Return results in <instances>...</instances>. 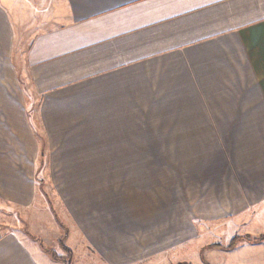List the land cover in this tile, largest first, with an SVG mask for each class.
<instances>
[{
	"label": "crops",
	"instance_id": "obj_1",
	"mask_svg": "<svg viewBox=\"0 0 264 264\" xmlns=\"http://www.w3.org/2000/svg\"><path fill=\"white\" fill-rule=\"evenodd\" d=\"M158 151L200 152V214L226 241L199 261L264 264V241L211 246L264 234V0H0L1 206L31 209L48 165L108 264L151 258L173 242L159 240L156 204L88 202L176 165ZM31 235L0 227V264L55 263Z\"/></svg>",
	"mask_w": 264,
	"mask_h": 264
},
{
	"label": "rangeland",
	"instance_id": "obj_2",
	"mask_svg": "<svg viewBox=\"0 0 264 264\" xmlns=\"http://www.w3.org/2000/svg\"><path fill=\"white\" fill-rule=\"evenodd\" d=\"M152 153L154 154L152 158L159 159V162L174 159L176 165L143 167L141 168L143 170L142 179L135 187L128 186L125 191L123 189L117 192L108 191L109 193L105 195L98 192L88 202V205H93L94 209L100 207L103 201H107V203H103L108 207L117 201L122 203V207H127L126 202L132 203L133 201L144 202L146 205H157L156 211L159 214L160 224L157 232L160 237L159 240L165 241V244L168 240H173V242H169L170 247H164V249L154 253L155 255L151 258H145L131 264H205L199 261L198 254L201 246L204 243L225 242L226 236L223 235L224 230L220 233L213 230L216 220H203L202 214H200V204L204 205L207 199L205 197L207 189L203 186L208 184L198 181L199 168L195 161L200 152H190L189 155L182 151ZM190 156L191 158H189ZM186 158L187 161H184ZM51 171L52 169L48 165L39 167L38 174L41 175V179L37 183L36 198L31 209H27L25 212L22 210L13 211L11 208L0 205V227L3 229L20 228L25 233L30 231L31 237L49 250L46 252V256L55 262L53 264H108L90 245L85 234L75 222L67 202L70 199L66 200L65 196L59 193L57 187L61 184L50 181ZM186 173L187 176L185 177L184 174ZM186 178L187 182L189 179L191 181L190 192L189 189L187 190V200H185L183 188ZM101 185L103 184H95V188ZM188 186L189 184H187ZM200 186L202 187L200 188ZM82 205L79 206L81 211L86 206ZM132 207L133 205L129 208ZM217 221L220 226L221 224L227 226L230 222L229 217L218 218ZM203 222L208 223V226L205 231L200 233L198 228L204 224ZM168 223L174 225V228H171V231H174L171 233L165 228ZM141 227H143V232L138 231V233L144 235L145 227L139 224V228ZM184 228L186 230L191 228L190 233H187L186 236L192 239V243L190 248L187 247L186 250L182 247L184 238L181 231ZM198 234L202 235L197 237ZM194 237L196 238L194 239ZM206 254L207 261L214 264L213 256L210 257V251Z\"/></svg>",
	"mask_w": 264,
	"mask_h": 264
},
{
	"label": "trees",
	"instance_id": "obj_3",
	"mask_svg": "<svg viewBox=\"0 0 264 264\" xmlns=\"http://www.w3.org/2000/svg\"><path fill=\"white\" fill-rule=\"evenodd\" d=\"M241 241L242 242L245 241V242H249V243H260V242L264 241V234H262L260 236H255V237L251 236V235H246L244 237H241L240 235H235L227 245L217 243V244H212L211 246L231 250V249L235 248ZM45 249L47 252H49V250L47 248H45Z\"/></svg>",
	"mask_w": 264,
	"mask_h": 264
}]
</instances>
